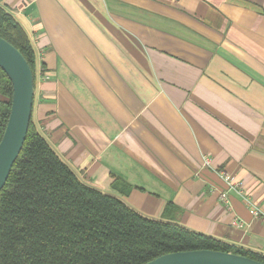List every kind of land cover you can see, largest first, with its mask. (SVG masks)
I'll use <instances>...</instances> for the list:
<instances>
[{"label":"crops","instance_id":"obj_1","mask_svg":"<svg viewBox=\"0 0 264 264\" xmlns=\"http://www.w3.org/2000/svg\"><path fill=\"white\" fill-rule=\"evenodd\" d=\"M1 4L34 50L32 122L82 182L264 254V221L219 197L226 169L264 212V0Z\"/></svg>","mask_w":264,"mask_h":264},{"label":"trees","instance_id":"obj_2","mask_svg":"<svg viewBox=\"0 0 264 264\" xmlns=\"http://www.w3.org/2000/svg\"><path fill=\"white\" fill-rule=\"evenodd\" d=\"M0 0V36L15 46L34 74L31 41ZM13 86L0 69V142ZM192 250L264 254L228 244L180 224L152 219L121 199L82 182L31 120L28 135L0 192V264H146Z\"/></svg>","mask_w":264,"mask_h":264},{"label":"water","instance_id":"obj_3","mask_svg":"<svg viewBox=\"0 0 264 264\" xmlns=\"http://www.w3.org/2000/svg\"><path fill=\"white\" fill-rule=\"evenodd\" d=\"M0 69L13 86L7 126L0 142V192L20 156L31 125L35 78L22 53L0 36ZM146 264H264L251 258L222 251L192 250L169 253Z\"/></svg>","mask_w":264,"mask_h":264},{"label":"built area","instance_id":"obj_4","mask_svg":"<svg viewBox=\"0 0 264 264\" xmlns=\"http://www.w3.org/2000/svg\"><path fill=\"white\" fill-rule=\"evenodd\" d=\"M205 163L206 165H209L210 163V160L207 157L205 158ZM219 175L226 184V188L219 191L220 201L230 209L231 195L236 194L240 196L249 206V212L253 218L261 219L262 221H264V212H262L255 204H253L246 196V192L244 191L242 182L239 181L235 175L229 173L226 169L221 170L219 172ZM234 225L238 228H243L244 226H246V224L241 220H236L234 222Z\"/></svg>","mask_w":264,"mask_h":264}]
</instances>
